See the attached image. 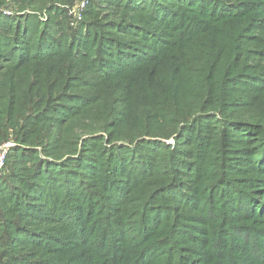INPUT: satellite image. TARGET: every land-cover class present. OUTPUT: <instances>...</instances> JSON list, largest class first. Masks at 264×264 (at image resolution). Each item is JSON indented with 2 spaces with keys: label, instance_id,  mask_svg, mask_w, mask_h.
Masks as SVG:
<instances>
[{
  "label": "rangeland",
  "instance_id": "1",
  "mask_svg": "<svg viewBox=\"0 0 264 264\" xmlns=\"http://www.w3.org/2000/svg\"><path fill=\"white\" fill-rule=\"evenodd\" d=\"M130 1L134 6L128 9L121 6L123 0L0 4V39L10 44L7 56L0 58V101L6 103L0 115V264H30L22 254L32 255L37 264H232L230 257L236 264H264V212L237 214L255 212L258 202L264 205V136L259 126H239L248 118L259 122L264 113V91L254 94L264 87V49L260 58L254 53L248 58L254 67L245 70L260 71L258 80L243 83L249 93L232 94L247 102L232 100L235 115L228 106L215 111L218 100H209L223 96L225 68L207 83L197 72L200 63L208 65L210 36L226 41V31L210 20L205 31L183 42L177 36L188 34L187 29L170 31V25L181 8L194 7L195 12L221 4L174 1L173 20L160 17L168 22L151 19L149 25L138 12L140 2ZM131 26L149 27L155 47L149 39L123 36ZM253 33L259 36L258 31L248 34ZM262 36L259 48H264V29ZM113 38L144 46L134 55L116 51L117 60L115 49L107 46ZM167 43L172 44L165 48ZM225 44L220 41L219 53ZM140 52L152 61L139 69L147 74L138 81L126 68L140 64ZM11 61L25 63L22 72L27 74L21 83L15 78V102L6 69ZM66 69L74 77L63 88L54 73L61 80ZM118 78L127 79L124 90L111 89ZM40 90L53 99L32 111ZM148 90L156 93L153 101ZM107 100L112 107L103 111L101 102ZM153 102L166 107L163 115L141 117V108ZM88 106L84 118L72 120ZM108 110L116 122L108 133L83 132L96 127L93 118ZM21 120L25 127L16 136L23 133L24 139L18 143L13 132ZM38 126L48 127L44 136L51 133L52 139L34 143ZM97 126L101 129V123ZM115 188L128 198L115 201ZM90 208L92 216L80 218ZM108 208L109 225L103 223Z\"/></svg>",
  "mask_w": 264,
  "mask_h": 264
},
{
  "label": "trees",
  "instance_id": "2",
  "mask_svg": "<svg viewBox=\"0 0 264 264\" xmlns=\"http://www.w3.org/2000/svg\"><path fill=\"white\" fill-rule=\"evenodd\" d=\"M174 1L178 2V0H138V2H140L138 12L139 14L145 15L147 17L148 24H149V20L151 19L153 23H166L169 20H173L171 14L175 11L174 9L175 7H172V6L170 7V5ZM213 1H216L217 3L221 5L215 6L210 9L197 7L195 8L196 9L195 12H192L194 7L181 8L179 19H175L172 22V25H170V28L172 30L170 31H173L176 28H177L176 32L187 29V31L189 32L188 34L181 33L179 36H177L183 42L188 41V38H190L189 37L190 34L193 37L197 33L205 31L208 28V24H211V23L214 24L213 26H215L216 28L221 27L222 31H226L225 33L226 41H222V38L218 37L217 35L210 36V42H211L210 43V55L207 56L208 65L206 66L200 63L197 74L200 76V78H202L204 82L207 83L213 78V76L218 74L221 68H225L223 70V73L225 74L223 78V85H222L223 96L213 97V95H211L209 101L218 100L217 101L218 106L216 107L215 111H217L219 107L228 106L229 107L228 109L230 110L231 114L235 115L236 107L234 106L235 103L234 104L232 103V100L236 99L237 101H239L238 103H240V105H242L243 103H246L247 100L242 99V98H235V96L232 94L234 92H239V91L241 93L248 94L249 92L246 89H244L243 83L254 80V79L258 80L257 79L258 77L255 75L258 74V72L260 71H258L257 73H249V71H246L245 68L254 67V66H250L248 62V58L252 56V53L256 54L258 58H260L263 55L261 51L264 48L263 47L259 48V47L263 41L262 31L264 29V4L260 5V2L264 0H222V2H220L221 0H213ZM226 1L234 3L235 6H237V4H240V3H245V5L241 7H234L231 5H225ZM178 3L182 5L185 4L184 2H178ZM0 4H5V0H2V3L0 2ZM182 5H177V8H180ZM121 6H123L125 9H128L134 6V2L130 0H123V3H121ZM221 8H231L232 10L230 11V9H228V10L218 11ZM187 10H191V11H187ZM184 14H188V15H184ZM160 17H167L168 21H165V20L162 21L163 19H160ZM202 18L205 19V24L200 23V20ZM210 20L212 21L211 23H209ZM0 27H1V24H0ZM7 27L12 28V25L7 26ZM136 29L139 30V33H136L137 32ZM148 29L149 27L142 28L140 26H134V27L131 26L128 29L123 30L122 32L125 34L123 35L125 37H128L127 34H133L130 36H136L139 39L142 38L145 40L149 39L150 42L151 41L154 42V47H155L156 37H153L152 33L148 31ZM0 30L2 29L0 28ZM251 31H258L259 36H256L255 33H253V35L250 36L248 33ZM0 35H3V32L0 31ZM3 38L4 37L0 39V58L2 59H4V57L7 56V53H8L7 50L10 48V44H8L9 41ZM136 41L137 40H131V41L125 40L121 43L120 41H118V39L113 38V40L107 42V46L110 47V50L112 51L113 49H115V52H114L115 57L117 58V60H121L120 55H118L117 57L116 51L121 52L123 54L130 53L131 55H134L135 52H139L142 50L143 48L142 46L144 45L138 46L136 45ZM220 41L223 43H226L225 46L221 47V53H219L218 49H216L217 46H220ZM172 42H174V38ZM247 42H250L249 44H251L250 49H245V44ZM168 44L169 43H167V45ZM171 44L172 43H170L165 48L170 47ZM139 55L142 58L138 60L137 64L138 63L140 64H138L137 66H134L132 69L126 68V72L128 76L135 75L136 80L141 81L146 78L145 74L147 73L145 72L140 73L138 71L141 68H145L146 67L145 65H147V63H150V61H152V58H148V54H143L142 52H140ZM25 66L26 64L23 62L11 61V64L6 67V69L8 70L7 74L9 75V83H11V85L9 86L10 99L13 100L14 102L17 100L16 95L19 92V88L16 85L15 78H18L20 83L24 80V77L27 74H23L22 70ZM149 66L147 67V69L149 68ZM70 72L71 71L69 69L64 70V74L61 80L59 76L56 73H54L55 78L58 79L60 82H63V88L67 85L68 80L74 77V75H70ZM187 74L188 73L186 72V76ZM46 77H48L47 79L48 82L53 80L52 77H49V76H46ZM118 79L120 81H117L114 84L115 86L113 85L111 89H114L116 91L124 90L126 88L125 83L127 79H124V78H118ZM200 90H205V89H200ZM206 90H209V88ZM148 91L149 93L148 94L146 93V95L151 96L152 97L151 101H153L156 98V93L153 90L152 91L148 90ZM261 91H264V87H262L261 89L255 90L254 94L255 93L258 94ZM262 94L264 96V93ZM105 98L106 96L104 98L102 97V100ZM52 99L53 97L48 96L45 92H43V90H40L39 95L36 98H34L31 102V105L33 106L32 111H39L37 109L42 110L43 108L51 104L50 101ZM101 105H103L101 109L103 111L107 110L109 107H112L111 101H108V100L101 102ZM5 106H6L5 101L4 100L0 101V115L6 112V111H2L4 110ZM89 108L90 106L83 108L84 110H86V112L79 110L76 116L72 120L79 122L80 121L79 117L82 116V118H84L85 115L88 113L87 110ZM157 108L159 109L157 110ZM238 109L240 110L241 108H238ZM165 110H166L165 106H156V102H153L150 106L141 108L140 116L146 117V118H150L151 116H154L156 114L162 116L163 115L162 111H165ZM8 113H11V111H8ZM103 113L105 114V116L103 114H98L96 117L93 118V121H96L95 123L96 127H91L88 129L81 128L83 130L85 129L83 132L88 133V135H92L97 132L98 133L99 132L108 133V131L115 126L116 122H114V120L112 119V116L109 114V110H108V114L105 112ZM100 116L105 118L106 121L101 119ZM99 118L100 120H98ZM260 118L262 119L259 122H255V120L248 118L245 121H241L243 122V125H239V126H244L249 129L258 128V127H255V125L259 126V128L262 130V136H264V113ZM25 123H26L25 120L16 122L17 127L13 133H15L16 141L18 143H21V140H23L24 138H22L23 133H18L17 135L20 136V139H19L16 136V131L17 130H19L18 132L23 131L22 127H25ZM100 123H101V129H98L100 128V126H97V125ZM82 124L84 126H87L83 123V121H82ZM49 125H51V123H49ZM109 125H111L110 126L111 128L109 127ZM46 130H48V127H41V129L39 127L38 136L36 139L33 140V142L39 143L41 142V138H46V140L49 138L52 139L51 133L48 136H44V131ZM224 132H225V129L222 128L221 133L223 134ZM0 133H1V130H0ZM3 135L5 137L4 139L6 140L8 138V135L7 136H5V134ZM224 135H227V132L224 133ZM228 143L231 144L230 137H228ZM174 158H177V157H174ZM176 160L180 163L182 162L181 158L176 159ZM110 166L113 168L114 171H117V168H115V166L113 167L112 164ZM107 176L108 178L112 177L110 173H108ZM177 180H180V179H177ZM48 186L51 187L50 184H48ZM173 188H174V185H173ZM158 189H155V191H157ZM111 194L113 195L115 199H117L115 201L128 198L126 194L120 193L118 189L116 188H115V191L112 192ZM155 199L156 197L153 195V200ZM91 208L88 209L84 213L81 212L80 218L86 219V220L89 219L93 214V211ZM262 209L263 211L259 212V210H262ZM254 210L255 212H253V209H252L251 212L237 213V214L251 216V215H257V213H261V215H263L264 205H261L258 202L255 204ZM110 216H111V212H110V209L108 208L107 216L103 219L104 224L109 225L112 222ZM73 219L75 220L74 225H77L79 218L74 217ZM84 234L86 235L85 232L83 233V235ZM222 254L227 259V255L223 252ZM20 256L23 257L22 259L24 261L30 264H37L36 263L37 261H32V255L30 254H22ZM228 260L232 264H236L235 258L230 257Z\"/></svg>",
  "mask_w": 264,
  "mask_h": 264
}]
</instances>
